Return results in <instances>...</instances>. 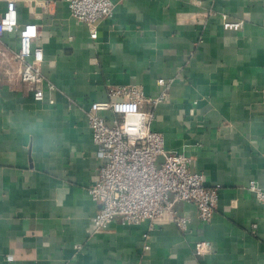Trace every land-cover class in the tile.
Returning a JSON list of instances; mask_svg holds the SVG:
<instances>
[{"label": "crops", "instance_id": "crops-1", "mask_svg": "<svg viewBox=\"0 0 264 264\" xmlns=\"http://www.w3.org/2000/svg\"><path fill=\"white\" fill-rule=\"evenodd\" d=\"M112 1L91 39L66 0H0V16L14 8L19 24L0 37V264H264V206L248 190L264 191V0ZM223 14L241 29H223ZM22 31L43 51L42 102L19 79ZM160 80L167 99L142 109L165 150L220 186L212 220L178 202L186 232L165 215L95 234L88 189L101 161L88 107L121 100L108 90L122 86L154 98ZM199 240L211 247L202 258Z\"/></svg>", "mask_w": 264, "mask_h": 264}, {"label": "built area", "instance_id": "built-area-1", "mask_svg": "<svg viewBox=\"0 0 264 264\" xmlns=\"http://www.w3.org/2000/svg\"><path fill=\"white\" fill-rule=\"evenodd\" d=\"M71 17L85 24L90 38L97 37L96 26L113 14L112 0H66ZM48 4L43 2L42 7ZM225 30L237 31L242 21H228L221 15ZM19 28L17 11L7 9L0 16V37L14 34ZM15 58L19 63L18 75L27 92L36 102L45 100V77L41 72L44 55L41 48L32 45L30 33L22 31L18 36ZM163 88L159 96L148 98L137 86L110 88L109 96H121L119 101L92 102L86 113L97 157L101 161L95 180L88 189L90 200L99 206L92 219L93 233L104 231L111 222L118 219L125 225L152 224L167 215L174 226L186 232L190 218L180 215L175 209L178 202L193 204L198 222L212 220L219 185L207 187L204 175L190 170V158L182 153L164 149L163 136L152 130V111H143L144 105L152 108L167 99L168 86L160 80ZM52 89V86H49ZM49 99L48 103L53 104ZM115 115L107 122L102 113ZM162 156L160 164L157 157ZM248 190L264 206V191L255 183ZM79 249L78 246L75 247ZM148 249V246L145 247ZM210 245L203 240L194 244V255L202 258L210 252Z\"/></svg>", "mask_w": 264, "mask_h": 264}]
</instances>
